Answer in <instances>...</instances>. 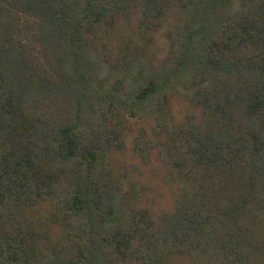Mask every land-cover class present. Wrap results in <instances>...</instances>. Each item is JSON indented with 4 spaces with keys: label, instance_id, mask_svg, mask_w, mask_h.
I'll return each instance as SVG.
<instances>
[{
    "label": "trees",
    "instance_id": "16d2710c",
    "mask_svg": "<svg viewBox=\"0 0 264 264\" xmlns=\"http://www.w3.org/2000/svg\"><path fill=\"white\" fill-rule=\"evenodd\" d=\"M0 264H264V0H0Z\"/></svg>",
    "mask_w": 264,
    "mask_h": 264
},
{
    "label": "rangeland",
    "instance_id": "374dc122",
    "mask_svg": "<svg viewBox=\"0 0 264 264\" xmlns=\"http://www.w3.org/2000/svg\"><path fill=\"white\" fill-rule=\"evenodd\" d=\"M125 138H127V136ZM127 143H128V140L126 141V145H127ZM124 159H125V161H130V158L128 156H126ZM149 181L152 182L151 179Z\"/></svg>",
    "mask_w": 264,
    "mask_h": 264
}]
</instances>
